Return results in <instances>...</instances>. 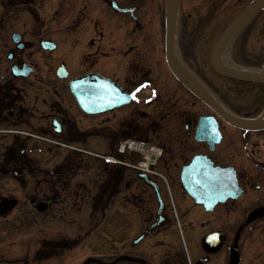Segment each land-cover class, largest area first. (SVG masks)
Segmentation results:
<instances>
[{"label":"flooded vegetation","instance_id":"flooded-vegetation-1","mask_svg":"<svg viewBox=\"0 0 264 264\" xmlns=\"http://www.w3.org/2000/svg\"><path fill=\"white\" fill-rule=\"evenodd\" d=\"M28 1L30 0H0V125L6 127L5 132L11 134L0 157V218L4 219L0 221L2 233L5 230L27 228L26 212L18 211L27 208L23 206L24 202L35 215L42 214L49 211L54 195H58L56 186L53 193L46 194V197L40 195V189L34 193L23 191L25 180L17 178L19 173L22 176L26 173L32 175L31 172L34 171L37 172L36 175L38 171L42 174L43 165L46 164L41 158L26 156L27 147L24 145L28 140L31 145L38 143L24 136L27 115L24 84L30 76L37 80L38 73L35 63L27 54L25 32L19 24L13 25L10 21L11 13H15L17 7L24 8ZM114 1L120 8L131 9V12H116L103 0H69L71 42H74L77 36L85 37L87 52L82 55V52L75 51L76 57L81 55L80 65L75 72L69 71L68 79L96 72L102 78L112 81L115 89L119 87L121 92L128 96L132 94V101L100 113H85L68 90L66 80L60 90L62 95L54 89L53 102L41 100V104L48 103L55 113L47 117L50 119L47 133L60 141L59 135L64 129L83 128L80 131L86 138L95 135L103 139L106 152L101 154L119 157L117 152L113 154L110 149L117 146L121 137L133 136L131 133L122 134L120 129L124 125L128 128L137 124L135 129L140 126L142 132L154 136L158 133V118L172 116L169 136H164V142L158 144L162 155L155 163L156 168H159L163 159L164 162H169L170 167L165 169L167 173L164 176L170 194L167 195L165 184L157 176H150L158 186L163 200V223L150 234L137 240L156 218L158 203L154 191L137 179L135 173L132 181H125L124 187L121 185L125 170L127 167L131 168L129 165L106 166L103 168L102 182L89 197L86 225L92 224L90 232L98 229L106 219V209L112 206L107 205L114 197L117 215L113 264H264V214L249 220L252 212H264V128L246 129L227 123L172 76L164 61L161 36L157 34L158 30L154 26L157 22L163 36L166 0ZM249 1L177 0L175 53L182 68L199 69L204 65L210 66L209 60L205 61L201 56L210 53L217 36ZM92 2L95 5L90 8L88 4ZM98 9L102 10L101 14H98ZM20 11H25V8ZM257 12L259 21L252 28H258L264 38V2ZM91 14L96 15L92 24L77 23V17L81 19ZM109 20L110 24L106 22ZM250 20L251 18L248 19ZM248 21L245 25H248ZM241 29L236 37L230 36V68L249 67V59H245L243 51L239 59L232 57L235 51L248 43L249 35H246V31L239 34ZM157 36L160 37L159 45ZM261 48L264 52L263 43ZM43 51L48 54L47 50ZM263 59L264 57L259 64L261 67H264ZM23 68H32L33 73L28 77L14 74ZM238 83L264 86V83L257 82ZM64 94L67 100L66 108L63 104ZM186 96L189 99H186ZM170 102L173 105L170 106ZM176 106L177 110H174ZM202 108L207 111H201ZM230 113L244 117L251 115L231 110ZM200 116L212 117L216 122L218 142L215 141L211 145L207 140L194 138ZM57 125L60 132L55 134L53 128ZM172 140L181 143L180 148L176 149L177 152H173ZM190 140L198 145V151L193 150L188 155L187 150L193 147ZM224 142H227V150L220 152V158H215L214 153ZM57 146L59 145L53 147L55 151H58ZM198 154L205 155L212 166L230 167V170H233L238 191L236 197L230 196L224 201H218L210 210L205 209L203 204L195 203L182 186L180 170ZM53 168L58 169L57 165ZM44 176L58 178L56 173L52 176L41 175ZM233 187L230 184V191ZM174 188L180 192L177 204L174 200ZM40 202L47 205L44 210L38 211L36 206ZM60 205L66 211L67 217H73L75 210L72 204ZM78 213H81V210ZM42 225L46 226L37 229L45 228L46 234L49 231L52 234L48 238H41L39 245L33 250L31 262L54 264L53 262L60 261L61 263L57 264H75L74 250L84 237H74L73 229L70 228L73 227L72 223L63 222L62 216L55 223L38 221L37 227ZM1 252L0 248V259ZM79 262L81 263V260Z\"/></svg>","mask_w":264,"mask_h":264},{"label":"rangeland","instance_id":"rangeland-1","mask_svg":"<svg viewBox=\"0 0 264 264\" xmlns=\"http://www.w3.org/2000/svg\"><path fill=\"white\" fill-rule=\"evenodd\" d=\"M67 0H30L25 4V11H20L24 8L17 7L15 13H11V23L13 25L19 24L22 31L25 32V38L27 39L28 45V57L32 59L37 67V80L32 76L25 80V95L27 99L26 108V118H25V129L26 136L31 141H37L38 144H30V140L24 145L27 147L26 156H31L34 158H41L43 163V173L38 171L31 172L32 175L26 173L22 176L20 173L17 175L19 180H25V189L23 191H39L40 195L46 197V194L53 193L55 186L57 187L58 195H54L52 200V207L49 211L42 214L35 215L31 212L29 206L24 202L27 208L18 209V211L26 212L27 228L17 229L14 231L5 230L2 233L0 229V248L2 250V259H0V264H36L31 262V255L33 250L39 245L41 238H48L52 234L49 231L45 233L47 229H37L42 228L37 227L38 221L42 222H56L59 217H63V222H71L73 227L74 237L82 238L87 234L89 236L84 238L82 242L74 250L75 264H109L114 261L115 257V238H116V215L117 210L114 206L115 198L111 199L109 206L110 209L106 210V219L101 223L99 229L94 233H90L92 229L91 225H86L88 222L89 204L90 199L95 190L98 188L99 184L103 179V168L111 167L112 163H106L103 160L92 157L88 153L94 152L105 153L104 148L105 143L101 137L86 138L85 134L81 133L80 130L64 129L59 135L62 142L72 146H57L58 151H55L53 147L55 145L49 144L46 141L34 138L32 135H38L41 137H51L53 136L49 131L48 122L50 119L47 117L55 114L52 107L47 103V105L41 104V100L46 99L47 101H54L53 94L54 89L59 95L63 93L60 91L61 87L65 85V80H57L54 69L60 61H63L70 71L75 72L76 68L80 65V56L76 57L75 51L82 52V55L87 52L84 45L85 37L77 36L74 42H71L72 35L69 34V27L71 26L69 15H68V3ZM73 0H70L72 2ZM95 3H89L88 6L93 8ZM98 14L102 13V10L98 9ZM259 13L255 12L251 20L248 21V25L241 29L239 34L243 31L247 32L248 43L246 46H241L240 50L235 51L232 57H237L238 59L244 55L245 59H249L248 68H240L239 65H235L240 68L238 70L245 71H259L264 73V67L259 66L261 58L264 57V52L261 48L262 43L264 44V38L262 37L258 28H252L259 21ZM78 18V19H77ZM77 23L80 22L82 25L92 24L96 18V15H89L79 19L77 17ZM146 21V19H145ZM246 21V22H247ZM110 24V20L106 21ZM156 29L158 30V35L161 36L163 42V36L157 22H155ZM240 31V30H239ZM236 34L234 36L236 37ZM51 39L56 43V48L44 54V51L39 47L40 39ZM160 37H156L157 44L159 45ZM223 50V54L220 55L222 62L228 63L227 67H230V43ZM229 50V52H228ZM247 50L249 53L246 54ZM226 51V52H225ZM243 53L241 54V52ZM74 53V56H72ZM205 61L208 59L209 54L202 55ZM233 59V58H232ZM179 60V59H177ZM203 61V60H202ZM264 61V59H263ZM227 65V64H226ZM234 65V64H233ZM2 66V65H1ZM51 69V70H50ZM188 72L220 102V104L228 111H235L237 113H250V116H256L264 118V86L259 84H242L231 79L222 78L219 74L215 73L210 66L204 65L199 69H187ZM40 79V80H39ZM56 79V80H55ZM171 82V81H170ZM173 82V81H172ZM64 107H67L66 95L64 94ZM186 99H189L186 96ZM38 100V101H37ZM37 101V104H35ZM174 103V101H172ZM170 102V106L173 105ZM227 102V104H226ZM52 105V104H51ZM177 110V106L173 108ZM207 111V109L202 108L201 111ZM173 117L168 116L166 118H158V133L154 136L148 133L142 132V129L133 124L132 127L124 125L120 130L122 134H132L133 138L146 140L152 142L153 144H161L164 142V136H169L168 130L173 122ZM48 128H47V126ZM6 127L0 125V157L3 151L4 144H7L10 140L11 134L5 132ZM227 130V129H226ZM96 135H98L96 133ZM126 136L121 137L119 142L125 139ZM57 139V138H56ZM58 140V139H57ZM191 141V140H190ZM118 142V143H119ZM186 142V141H185ZM193 147L187 150V154L190 155L193 150L198 151V145L192 140ZM34 143V142H33ZM187 143V142H186ZM171 145L173 146V152H177V148H180L181 143L178 140H172ZM227 142H224L217 151L214 153L215 158H220V152H225L227 150ZM104 148V149H103ZM115 148H111L110 152L116 153ZM218 152V155H217ZM138 155H126L125 159L128 161L130 159L136 161ZM222 158V156H221ZM138 159L140 157L138 156ZM167 159V158H166ZM57 165V170L53 168ZM161 166V167H160ZM167 167L169 162L164 159L159 163V170L166 176ZM166 169V170H165ZM124 182L127 180L132 181L133 179V169L127 167L125 170ZM56 175L58 178L46 176L41 177V175ZM130 174V175H129ZM177 174V173H176ZM129 176H132L130 178ZM71 177V178H70ZM63 178V179H62ZM172 188V185L170 183ZM0 187H2L0 185ZM124 187V186H123ZM129 192V191H127ZM126 192V194H127ZM180 192L177 188H174V200L175 204L180 200ZM57 199V200H55ZM184 201V200H183ZM186 201V200H185ZM69 203L74 206L75 213L72 216L67 217L66 211L60 204ZM186 204V203H185ZM107 205V206H108ZM108 206V207H109ZM60 207V208H59ZM81 210V213L78 211ZM4 220L0 218V221ZM72 220V221H71ZM85 221V222H83ZM33 222V223H32ZM60 222V220L58 221ZM57 227V226H56ZM54 230V229H53ZM20 244V245H19ZM24 245V248H23ZM21 249H20V247ZM18 249L21 250L19 255ZM73 253V252H72ZM71 253V255H73ZM81 260V263L79 262ZM54 261V260H52ZM61 263L60 261L53 262ZM67 263V262H66ZM65 263V264H66ZM52 264V263H49Z\"/></svg>","mask_w":264,"mask_h":264},{"label":"water","instance_id":"water-1","mask_svg":"<svg viewBox=\"0 0 264 264\" xmlns=\"http://www.w3.org/2000/svg\"><path fill=\"white\" fill-rule=\"evenodd\" d=\"M106 1L118 11L126 10L119 9L113 1ZM263 2L264 0H252L217 39L211 51L210 62L215 72L219 75L238 80L264 83V73L244 72L230 69L223 66L217 59L218 50L223 45L224 41L228 39L230 33L244 20H246ZM175 10L176 0H167L165 17V52L166 60L172 74L198 99L204 102L228 123L242 128H263L264 120L262 119L251 120L231 117L230 114L201 84L195 81L188 73L176 64L173 57ZM41 46L44 49L51 50L55 47V44L51 41L43 40L41 41ZM28 73L29 71L26 70L23 75H28ZM56 73L59 77H66L68 74L63 64L58 66ZM68 87L73 93L81 110L88 113H97L103 110H109L113 106L128 102V99H126L118 89L117 91L116 89H113L107 80L100 78L97 74H86L78 78L71 79L68 82ZM54 130L59 132V125H57ZM196 138L199 140L205 139L211 145L213 142L219 141L216 124L212 118L200 117L196 128ZM137 177L154 188L159 202L156 219L145 229L143 234L138 237L137 240H139L153 231L157 226L161 225L163 223V219L161 216L162 202L159 198L157 186L153 181L149 180L147 175L144 173H137ZM180 180L183 188L194 199L195 203L203 204L207 210H210L218 201H224L227 197H236L238 195L233 170H230V167H214L212 166L210 160L205 156L196 155L192 158L189 164L183 166L180 173ZM230 184L234 186L231 191ZM44 207L45 203H40L36 208L43 209ZM262 214H264V212L259 210L254 211L249 215V220H253Z\"/></svg>","mask_w":264,"mask_h":264},{"label":"bare ground","instance_id":"bare-ground-1","mask_svg":"<svg viewBox=\"0 0 264 264\" xmlns=\"http://www.w3.org/2000/svg\"><path fill=\"white\" fill-rule=\"evenodd\" d=\"M227 64V65H226ZM224 66H228V63L223 62ZM134 145V144H133ZM138 149H140L141 151H143L147 156L148 155H154L155 154V150L153 147H151L150 145H139L136 146Z\"/></svg>","mask_w":264,"mask_h":264},{"label":"trees","instance_id":"trees-1","mask_svg":"<svg viewBox=\"0 0 264 264\" xmlns=\"http://www.w3.org/2000/svg\"><path fill=\"white\" fill-rule=\"evenodd\" d=\"M226 104H227V102H226Z\"/></svg>","mask_w":264,"mask_h":264}]
</instances>
